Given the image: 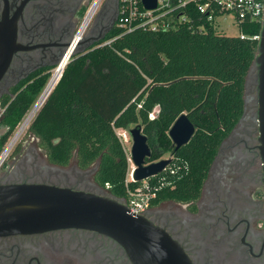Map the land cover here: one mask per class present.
Here are the masks:
<instances>
[{
	"label": "trees",
	"instance_id": "obj_1",
	"mask_svg": "<svg viewBox=\"0 0 264 264\" xmlns=\"http://www.w3.org/2000/svg\"><path fill=\"white\" fill-rule=\"evenodd\" d=\"M168 29L113 25L83 52L73 53L27 128L56 166L94 167L93 181L127 200L130 155L117 129L139 125L151 149L146 162L171 155L168 166L148 179L155 186L149 206L160 201H195L218 147L243 112L244 83L257 40L216 32L197 15ZM205 27L198 30L196 27ZM257 23L243 24L247 35ZM108 41V42H107ZM49 73L17 86L5 107L0 150L34 102ZM158 112L150 117L154 107ZM185 113L195 127L190 140L174 149L168 129ZM19 150V146L16 147ZM128 187V188H127Z\"/></svg>",
	"mask_w": 264,
	"mask_h": 264
},
{
	"label": "flooded vegetation",
	"instance_id": "obj_2",
	"mask_svg": "<svg viewBox=\"0 0 264 264\" xmlns=\"http://www.w3.org/2000/svg\"><path fill=\"white\" fill-rule=\"evenodd\" d=\"M90 2L0 0V126L7 106L3 100L9 103L27 79L51 73L68 51ZM118 7V0H100L79 39L80 47L100 40L115 25ZM247 82L242 115L221 141L198 198L190 203L160 201L141 213L176 240L194 264H264L256 96L247 97ZM21 147L17 163L0 171V184L48 182L100 193L89 176L94 167L52 165L37 145ZM0 264L131 262L110 236L83 228H57L0 235Z\"/></svg>",
	"mask_w": 264,
	"mask_h": 264
},
{
	"label": "water",
	"instance_id": "obj_3",
	"mask_svg": "<svg viewBox=\"0 0 264 264\" xmlns=\"http://www.w3.org/2000/svg\"><path fill=\"white\" fill-rule=\"evenodd\" d=\"M141 2L147 9L156 6V0ZM98 40L84 47H80L82 40H78L69 47L68 55L83 52ZM252 69H255L258 149L264 186V20L244 87ZM194 130L187 115L179 114L168 129L174 149L186 144ZM128 133L131 137L132 180L142 181L154 176L169 164L170 157L146 162L151 149L139 125L129 127ZM57 228H83L110 236L122 246L131 264H194L164 229L155 226L142 214H131L124 199L106 192L100 194L48 182L0 184V235Z\"/></svg>",
	"mask_w": 264,
	"mask_h": 264
},
{
	"label": "built area",
	"instance_id": "obj_4",
	"mask_svg": "<svg viewBox=\"0 0 264 264\" xmlns=\"http://www.w3.org/2000/svg\"><path fill=\"white\" fill-rule=\"evenodd\" d=\"M99 2L100 0H91L75 31L73 40L70 43V47H72L81 38L82 33L87 23L91 19ZM118 3V15L115 25L127 31L139 26H145L151 30L168 29L182 22L193 21L194 19L191 18V15L193 13L199 18H203L205 22L212 24L213 27H215V21L219 19L231 20L235 22V24H237L239 28L238 36L240 38H249L258 41L260 38V30L256 34L247 35L243 32V24L257 23L261 28L262 22L264 20V0H156V6L151 9L145 8L141 0H118ZM82 26L83 30L79 34ZM204 27L205 26L203 24H199L196 28L198 30H202L204 29ZM65 55L66 53L51 70V73L42 90L40 91L34 102L31 104V106L28 108L26 113L23 115L21 120L17 123L13 132L5 141L2 149L0 150V168L3 165L6 157L8 156L10 149L12 148L22 131L28 128L32 119L41 108L46 98L52 91L57 80L61 76L63 68L68 62L70 56H68L67 60L65 61V65L58 72L56 80L51 85V88L46 92L49 83L53 79L54 74L57 72V69L59 68ZM157 112L158 107L155 106L152 112L149 114L150 117H153ZM18 132L19 134L16 137L14 143L6 152L9 143L17 135ZM168 157L171 158V155ZM149 178L140 181L139 185L134 189H130L127 187L128 197L126 200V205L128 207V211L131 214H141L149 206L150 200L155 196V189L162 185V182L160 180L157 185L152 186V184L148 181ZM128 180L134 181L132 180L130 173Z\"/></svg>",
	"mask_w": 264,
	"mask_h": 264
},
{
	"label": "rangeland",
	"instance_id": "obj_5",
	"mask_svg": "<svg viewBox=\"0 0 264 264\" xmlns=\"http://www.w3.org/2000/svg\"><path fill=\"white\" fill-rule=\"evenodd\" d=\"M215 28H216V32L218 33H222L225 35H238L239 34V28L237 26V24H235V22L231 21V20H223V19H219L217 21H215ZM255 69H252V71L250 72L249 76L247 77V87H246V95L247 97H251L255 94V88H256V83L254 81L255 79ZM5 127L4 126H0V135L5 131ZM117 134L121 137L123 144L126 148V150L129 152L130 146H131V137L128 133V129H117L116 130ZM35 139L31 136H29V134L27 133V128L24 129L22 131V133L20 134V136L18 137V139L16 140V142L14 143V145L12 146V148L10 149L8 156L6 157L3 165L0 168V171L6 170L8 169L11 165H15L18 161L20 152L19 150H16V147L19 146V149L22 148L21 146L24 144H29L31 146L36 145L35 143ZM24 149V148H23ZM43 154L40 156L42 157ZM168 157V155H164V158ZM130 168H132V163L130 161ZM94 171H92L90 178L92 176ZM98 190V189H97ZM102 191V192H101ZM100 194L104 193L103 190L101 189Z\"/></svg>",
	"mask_w": 264,
	"mask_h": 264
},
{
	"label": "bare ground",
	"instance_id": "obj_6",
	"mask_svg": "<svg viewBox=\"0 0 264 264\" xmlns=\"http://www.w3.org/2000/svg\"><path fill=\"white\" fill-rule=\"evenodd\" d=\"M82 30H83V26H82V28L80 29V31H79V34L82 32ZM69 54V51H67V53H66V55H65V57L63 58V60H62V62H61V64H60V66H59V68L57 69V72L54 74V77H53V79L51 80V82L49 83V85H48V87H47V89H46V92L51 88V85L54 83V81L56 80V76H57V74H58V72L60 71V69L65 65V61L67 60V58H68V55ZM20 131V130H19ZM18 134H19V132L17 133V135L11 140V142L9 143V146L7 147V149H6V152L9 150V148L12 146V144L14 143V141H15V139H16V137L18 136Z\"/></svg>",
	"mask_w": 264,
	"mask_h": 264
}]
</instances>
